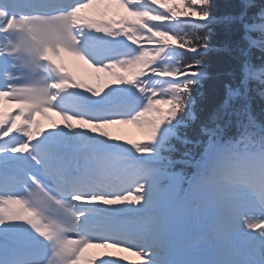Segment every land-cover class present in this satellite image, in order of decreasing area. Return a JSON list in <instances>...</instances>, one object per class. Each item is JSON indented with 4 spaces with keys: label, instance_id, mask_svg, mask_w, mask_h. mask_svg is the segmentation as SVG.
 I'll list each match as a JSON object with an SVG mask.
<instances>
[{
    "label": "snow or ice",
    "instance_id": "6c2138e0",
    "mask_svg": "<svg viewBox=\"0 0 264 264\" xmlns=\"http://www.w3.org/2000/svg\"><path fill=\"white\" fill-rule=\"evenodd\" d=\"M215 8L0 0V264H264V0Z\"/></svg>",
    "mask_w": 264,
    "mask_h": 264
},
{
    "label": "trees",
    "instance_id": "16d2710c",
    "mask_svg": "<svg viewBox=\"0 0 264 264\" xmlns=\"http://www.w3.org/2000/svg\"><path fill=\"white\" fill-rule=\"evenodd\" d=\"M236 2L237 0H214V3L216 5L215 12L218 15H223L226 12L230 11L229 5H233ZM225 39L226 34L223 31L222 27L220 25H216L212 29V45L219 48L223 45ZM210 68L212 69L214 74L217 72L226 73L227 71H229V64L223 56L217 53H212L210 54ZM217 83L218 81L216 80L209 81L207 84H205L204 88L201 89V91L204 93L206 102H210L212 94L217 87Z\"/></svg>",
    "mask_w": 264,
    "mask_h": 264
},
{
    "label": "rangeland",
    "instance_id": "374dc122",
    "mask_svg": "<svg viewBox=\"0 0 264 264\" xmlns=\"http://www.w3.org/2000/svg\"><path fill=\"white\" fill-rule=\"evenodd\" d=\"M130 128V130H129V132L133 129V130H135V133L134 134H132L131 135V137H134V136H137V135H140V136H142L143 135V132L137 127V126H135V125H118V127L117 128H115V129H106L107 131H109L110 133H112V134H115V132H116V135H121V136H125L126 135V133H125V131L126 130H128ZM128 132V133H129ZM127 133V134H128ZM127 261L128 262H130L131 260H128L127 259ZM128 262L126 263V264H128Z\"/></svg>",
    "mask_w": 264,
    "mask_h": 264
},
{
    "label": "bare ground",
    "instance_id": "6f19581e",
    "mask_svg": "<svg viewBox=\"0 0 264 264\" xmlns=\"http://www.w3.org/2000/svg\"><path fill=\"white\" fill-rule=\"evenodd\" d=\"M75 63H77V62H75ZM69 66H71V67H75V68L77 69V67L74 65V63H70ZM78 66H79V69H80L81 71L85 70V71H87L88 74H89L90 70L87 69L86 66H83V65H81L80 63L78 64ZM39 119L42 120L43 127H44L45 129H48L49 124L46 122V120H43V119L40 118V117H39ZM90 251H99V250H97V249H91ZM121 255H124V256H126L127 258H130L131 261H136V260L138 259L137 257H135V256H133V255H131V254H129V253H121Z\"/></svg>",
    "mask_w": 264,
    "mask_h": 264
}]
</instances>
